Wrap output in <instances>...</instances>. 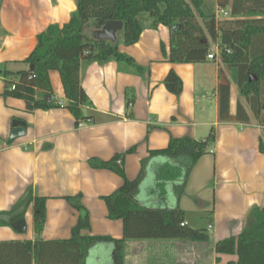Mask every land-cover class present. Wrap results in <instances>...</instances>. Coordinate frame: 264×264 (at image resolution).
Masks as SVG:
<instances>
[{
  "label": "crops",
  "instance_id": "0c3cea01",
  "mask_svg": "<svg viewBox=\"0 0 264 264\" xmlns=\"http://www.w3.org/2000/svg\"><path fill=\"white\" fill-rule=\"evenodd\" d=\"M74 10V0H0V214L9 212L28 189L33 197L45 198V223L39 241L47 243L43 252L50 256H45L41 264H60L52 258L62 249L56 243L70 239L71 229L81 214L69 205L67 197L80 195L81 205L89 216L90 229L81 232L83 236L120 240L122 222L107 219L102 198L123 181L113 172L91 168L88 161H108L117 154H125V176L134 180L141 160L151 151L166 149L170 138L200 141L213 128L215 142L193 167L178 200L174 183L165 185V190L171 186L174 196L171 204L166 201L168 191L164 199H159L148 190V197L158 201L153 206L139 200L140 188L136 194V200L149 208L179 207L184 212L185 225L206 229L209 242L128 240L124 264H182L184 256L191 264L235 261V257L222 255L216 263L213 247L220 240L239 235L251 209L264 208V152L259 150L260 142L264 146V130L245 107L250 118L248 124L218 121V71L225 69L216 57L203 63H171L170 30L147 23L139 41L132 46L121 43L120 31L114 33V41L105 40L117 42L119 52L142 67V73L119 70L114 61L80 62V86L89 105L82 107L85 121L78 125L65 108L56 71L49 72V81L51 99L58 108L27 113L21 100L3 98L2 73L30 71L24 60L34 50L37 35L49 25L66 24ZM101 30H88L87 36L98 40L97 33ZM233 70L225 71L230 83V115L235 114L237 103L236 70ZM169 72L181 80L179 96L169 93L163 85ZM14 120L25 123L26 134L10 140ZM131 149L134 151L126 154ZM165 163L164 157L152 158L142 183L149 171L154 172ZM23 219L25 231L3 225L0 242L34 243L31 205ZM99 247L103 250L101 257L105 255L104 264H113L115 249L111 243L89 246L85 264H100V255L90 261L91 251Z\"/></svg>",
  "mask_w": 264,
  "mask_h": 264
},
{
  "label": "trees",
  "instance_id": "16d2710c",
  "mask_svg": "<svg viewBox=\"0 0 264 264\" xmlns=\"http://www.w3.org/2000/svg\"><path fill=\"white\" fill-rule=\"evenodd\" d=\"M74 3L75 10L66 24L61 27L49 25L37 35L34 50L24 60L25 64L33 66L32 71L2 73L5 84L3 98L21 100L27 113L58 108L59 105L51 99L49 81V72L56 71L61 80L65 108L74 117L75 125L85 121L82 107L88 106L89 100L80 86L81 61L99 64L114 61L119 70L143 72V68L136 65L133 59L119 52L117 42L92 40L87 36L88 30H99L107 22H121V43L132 46L139 41L144 29L138 18L141 14H147L152 26L162 25L171 32L168 54L171 63H203L209 55L214 58L207 38L216 44L221 63L227 70H236L238 93L245 99L252 118L264 130V0H215L217 8H229L231 19L223 22L217 21L211 11L204 13L203 0H74ZM194 11L202 18V25L195 20ZM162 52L166 55L163 47ZM218 81V121L248 124L250 118L239 102L236 103L235 114L229 113L230 83L222 69L218 71ZM163 85L169 93L175 96L181 94L182 83L175 73L169 72ZM46 97H50V101H46ZM214 142L213 128L200 141L189 137L170 138L166 149L151 151L141 160L139 174L134 180H128L125 176V154H117L108 161L90 159L88 164L91 168L113 172L123 181L119 188L102 198L107 219L122 222L123 237L114 240L102 236H83L81 232L90 229L89 216L81 205L80 195L67 197L69 205L81 214L71 229L70 239L56 243L61 244L62 249L52 255L53 261L85 264L89 246L99 243H111L115 249L113 264H124L125 242L128 240L209 242L206 229L185 225L184 212L179 207L149 208L136 200V194L148 162L154 157H164L166 163L156 170V183L151 191L159 199H164L165 185L174 183L178 200L193 167ZM259 150L264 152L261 142ZM133 151L131 149L126 154ZM45 201V198L33 197L28 189L9 212L3 213L10 215L11 219L9 223L0 224L10 226L11 222L22 219L31 205L36 240L34 243L0 242V264H32L33 260L34 264H41L45 256H50L43 252L47 243L39 241L45 223ZM213 252L217 256L216 263L220 262L219 256L225 255L236 258L225 264H264V208L251 209L241 233L216 242Z\"/></svg>",
  "mask_w": 264,
  "mask_h": 264
},
{
  "label": "rangeland",
  "instance_id": "374dc122",
  "mask_svg": "<svg viewBox=\"0 0 264 264\" xmlns=\"http://www.w3.org/2000/svg\"><path fill=\"white\" fill-rule=\"evenodd\" d=\"M203 3H204V6H203V9H204V13H206L207 11H211L213 12L215 18L217 21L219 22H223V21H227V20H219L220 18H223V15L219 13V9L220 8H217L216 5H215V0H203ZM194 15H195V20L197 21L198 24L202 25V18L199 16V14L197 12L194 11ZM229 14L227 16H225L226 18H228ZM139 21L141 22V24L144 26V28L146 27L147 23L149 25L152 26V22L151 20L148 18L147 14H141L139 16ZM154 27V26H152ZM151 27V30H153V28ZM207 38V37H206ZM209 44H210V49H211V53H213L217 59H218V63L219 65H223L219 59V52L217 50V45L212 43L209 38H207ZM213 60V59H212ZM215 60V58H214ZM211 63V61H210ZM225 71H227L226 67L223 65ZM230 70V69H229ZM233 70V69H232ZM232 74H234V70L232 71ZM232 74H229L230 75V78L233 80V77H232ZM211 92L209 91V94ZM237 102H239L243 107H245L246 109L249 110V107L247 105V103L245 102V99L243 97H241L238 93V90H237ZM252 117V116H251ZM254 120V119H253ZM156 183V171L152 172V171H149L148 174H147V178L144 180V182L141 184V187H140V192H139V200L143 201V202H146V204L150 205V206H153V204H155V202H158L157 200H153L152 198H149L148 197V190L150 191L151 189L154 188V185ZM168 188L165 190V191H168L167 192V196H166V201H167V204H171L174 200V196L173 194L171 193V186H167ZM156 193V192H155ZM157 195V194H156ZM158 199V198H157ZM3 227V224L1 225L0 224V229ZM101 253H103V250L102 248H98V249H94L91 251V254H90V261L92 263V259L95 258L97 255H100V264H104L105 263V255L104 257H101ZM196 253L197 255V251L194 252ZM190 258L193 257L192 256H189ZM196 257V256H195ZM184 262H182V264H191V261L189 263L188 259L186 256H184ZM146 262V259H144Z\"/></svg>",
  "mask_w": 264,
  "mask_h": 264
},
{
  "label": "water",
  "instance_id": "95a60500",
  "mask_svg": "<svg viewBox=\"0 0 264 264\" xmlns=\"http://www.w3.org/2000/svg\"><path fill=\"white\" fill-rule=\"evenodd\" d=\"M116 31H122V23L121 22H107L100 32L97 33L98 40H113L114 33ZM33 66L29 67V70L32 71ZM254 79V78H252ZM46 101H50V97H46ZM26 134L25 131V123L23 121L14 120L11 122V130L9 134V139L13 140L15 138L24 136ZM11 219L10 215L0 214V222L9 223ZM10 227L16 231H25V221L24 219H18L14 222L10 223Z\"/></svg>",
  "mask_w": 264,
  "mask_h": 264
},
{
  "label": "built area",
  "instance_id": "2783aa9c",
  "mask_svg": "<svg viewBox=\"0 0 264 264\" xmlns=\"http://www.w3.org/2000/svg\"><path fill=\"white\" fill-rule=\"evenodd\" d=\"M219 13L223 15V18H220L219 20H230L231 19L229 9H219ZM228 14L229 16L228 18H226L225 16H227ZM207 58L212 59V56L209 55ZM208 230H210V227H208Z\"/></svg>",
  "mask_w": 264,
  "mask_h": 264
}]
</instances>
